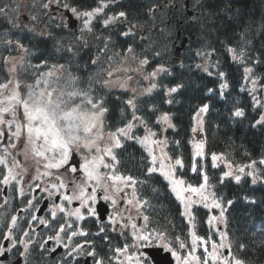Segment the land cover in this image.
<instances>
[{"label": "trees", "instance_id": "trees-1", "mask_svg": "<svg viewBox=\"0 0 264 264\" xmlns=\"http://www.w3.org/2000/svg\"><path fill=\"white\" fill-rule=\"evenodd\" d=\"M183 1L103 0L106 7L93 17L89 31L80 23L69 29L65 12L73 14L72 8L91 11L101 6V0H52L47 8L43 5L48 0H25L23 14L30 18L29 24L19 15V0H0V7L8 13L0 15V83L15 77L24 88L35 83L40 73L63 65L61 82L71 73L78 78V86L107 109L103 116L106 132H115L133 120L127 100L134 99L136 120L145 131L154 133V140L164 142L170 160H182L178 171L185 184L199 186L201 173L208 176L209 191L226 208L225 235L232 254L245 264H264V164L260 163L264 160V123H257L264 111L260 100L264 89V0H189L192 17L183 10ZM121 12L125 17H119ZM113 16L119 19L105 27L103 21ZM130 29L131 34L125 36ZM130 47L131 56L148 60V73L166 69L151 79L155 88L137 96L113 91L104 83V70L122 61ZM230 48L243 51L242 62L233 59ZM14 64L16 71L10 72ZM246 67L252 69L256 95L250 91ZM222 84L227 88L222 90ZM177 85H181L177 92L166 95ZM205 104L204 156L193 161L189 145L193 118ZM237 108L243 110L242 117L232 115ZM163 114L173 127L159 122ZM114 153L118 173L137 181L135 191L147 202L151 229L166 231L177 248L175 238L179 236L186 245L184 255L191 248L190 232L208 241L207 211L195 208L187 223L167 184L156 173H149L150 161L140 145L124 141ZM213 154L234 168L254 165L257 180L253 182L245 174L239 182L223 176V168L210 164ZM241 244L246 246L244 251ZM197 255L204 256L200 251Z\"/></svg>", "mask_w": 264, "mask_h": 264}, {"label": "snow or ice", "instance_id": "snow-or-ice-1", "mask_svg": "<svg viewBox=\"0 0 264 264\" xmlns=\"http://www.w3.org/2000/svg\"><path fill=\"white\" fill-rule=\"evenodd\" d=\"M51 2L52 0H48V4H44L43 7L47 8ZM64 6L68 7V5ZM104 7H106V4L101 0V6L91 11L78 12L76 8H72L71 11L77 18L85 17L84 27L91 31L89 25L93 17L100 14ZM13 11L16 10L13 9ZM7 14L6 9L0 7V15ZM125 15L124 12L119 13V17H125ZM119 17H108L103 21L104 26L107 27L116 22ZM32 19L35 20L36 17L33 16ZM131 27L135 28L136 25L133 24ZM123 34L125 36L131 34V29L129 32ZM4 42L7 44L12 43L11 40H5ZM17 46L23 48L19 42H17ZM127 51L132 53L133 49L130 47ZM229 52L232 54L234 60L242 62L244 56L242 50L237 53L235 49L230 48ZM21 60H23V57H21ZM5 62H8V58H5ZM93 63L95 64L96 61L94 60ZM123 63L121 61V64ZM147 63L148 60L146 58L140 60L139 67L136 69L131 67L113 68L110 65L108 69L104 70L109 78L104 83L106 85L111 83L112 78L116 77L119 72L139 71ZM62 68L63 65H60L55 72L40 73L35 83L26 85V92L21 87V82L15 77L8 79L4 83H0V126L7 129L9 140L7 148L13 150L10 152L6 149L4 156H0V165H3L8 170V174L0 182L8 184L11 180H16L17 176H20L22 180L23 174L27 173V166L31 162L37 174L32 179L44 178L50 185V188L44 187L41 189L42 191H47L49 196H52L54 194L52 190H55L59 198L67 202V205H71L73 201H79L80 206L71 211L68 210L66 205H54L51 211L53 219H56L58 210L60 213H66L69 217L74 216L77 220H83L85 217L81 211L82 208L87 209L89 216H96L98 209L95 205L98 198L110 202L113 207L116 206L119 199H124L126 204L134 206L137 212L140 213L143 204L136 200L135 189L131 194V198H127V194L125 193V188L134 186L137 181L130 176L118 174L115 166L117 157L113 151L115 148L122 146L121 137L125 139L132 138L129 133L134 125L129 122L124 127L116 129L115 132H106L103 116L107 109L93 100L87 90L80 88L77 83L78 78L72 76L71 73L61 83V77L58 72ZM9 71L15 72L16 65L14 64ZM162 71H166V69L160 67L149 74V76L154 78ZM251 72V68H245L246 74ZM220 75L223 78V73ZM52 77H55V79L53 80ZM127 79L130 80L132 77L129 75ZM253 84H255V81H253ZM121 86L123 87L124 85L122 84ZM155 87L156 85L152 84L146 91L150 92ZM179 87L181 85L169 88L166 95L171 96L172 93L178 91ZM226 88L227 84L221 85L222 90ZM221 95L223 96V91ZM127 104L133 109V119H139L135 115L136 105L134 99H128ZM207 110L208 105L205 104L199 109L196 117H194L201 127L202 117L200 114ZM232 115L234 117H242L244 112L237 108ZM159 122L167 124L168 127H173L167 114H163ZM257 123H264V116H261V119ZM193 131H196L195 127ZM153 135L154 133L149 132L148 136L142 139L137 138L138 142L148 149L149 155L152 157L151 163L154 166L159 162L161 175L169 180L173 193H175L178 200L185 204L184 214L189 217L190 222L192 214L188 211L189 205L201 202L204 203L206 208H220V220H223L225 209L221 208V204L215 199L210 203L208 202L209 193L206 191L208 188V176L201 173L204 182L199 186H185L184 180L175 179L173 170L176 166L182 168L183 162L180 159H176L173 164L170 162V159L166 160L165 157L158 158L153 153L151 145L163 142L152 140L151 137ZM4 137L5 132L0 130V140ZM194 148V158L195 156L203 155V142L195 144ZM18 156L21 157L20 160L17 159ZM212 159L216 161L218 157L213 154ZM260 163L264 164V160H261ZM213 166H216L215 163ZM228 167L231 168V165H228ZM247 167H251V165ZM16 169H21V172H16ZM156 170V167L148 169L149 173ZM192 170L193 172L196 171L195 163ZM238 170L244 172L243 167H240ZM229 175H232V173L225 172L223 174V176ZM248 175H252V173L250 172ZM235 179L239 182L240 176H236ZM221 180L223 181V177ZM17 182L19 183L20 181ZM36 187H40V185ZM98 192H102L103 195L98 197ZM121 194L124 195L122 196ZM193 197H197L198 199L194 200ZM228 203L231 204L232 201H228ZM28 204L31 206L32 200H29ZM116 214L119 215L120 213L117 212ZM32 218L36 219L37 217L33 216ZM143 219L147 222L149 217L144 215ZM15 220L16 217L13 216V223ZM216 220L215 216L209 217L210 224ZM40 223L47 226V222L44 219H41ZM110 223H117L115 217L111 216V214ZM66 227L72 228L73 225L67 222L66 224H61L56 234L50 236L49 239L59 243L61 239L60 233H65ZM131 228L135 230L133 232L135 243L131 246L126 245L124 248H116L115 252L117 256L124 255L127 261L134 262V264H150V262L151 264H156L155 260L144 251V249L153 247L162 249L165 253L169 254L175 261V264H209V261H211V264H245L244 260L232 254L230 246L228 247V256L223 255L222 250L226 247L223 242L220 244L212 243L211 251L205 247V255L203 257L198 256L196 254L198 244L204 245L206 241L195 232H190V250L186 255H181L179 250L185 249L186 245L181 241L179 236L175 238L178 243L177 248L169 241L164 230L159 228L149 230L147 223L144 225L143 230L138 228L134 223L131 224ZM100 232H105V228L101 227ZM77 235L84 236L86 233L82 230L79 232L72 231L68 239L71 240L72 237ZM221 236L223 239H227L224 234H221ZM19 243L24 245V252L20 254L21 257H24L28 251L27 245L23 240L19 241ZM44 244H47V241ZM44 244H41L42 250L55 251V248L45 249ZM129 247L135 249L134 254H129ZM245 247L244 244H241L240 250L244 251ZM82 249L83 245L77 243L67 255L71 256L73 252ZM4 251L5 249H0V255H3ZM87 255L93 257L94 264H103L102 259L96 258L97 254L94 250L87 252ZM120 264H124V261H120Z\"/></svg>", "mask_w": 264, "mask_h": 264}, {"label": "flooded vegetation", "instance_id": "flooded-vegetation-1", "mask_svg": "<svg viewBox=\"0 0 264 264\" xmlns=\"http://www.w3.org/2000/svg\"><path fill=\"white\" fill-rule=\"evenodd\" d=\"M0 130L5 132V137L0 140V156H4L6 149L10 152L13 150L7 148L9 143L7 129L0 126ZM17 159L20 160L21 157L18 156ZM15 171L21 172V169ZM7 174L8 170L0 165V181H3ZM35 175H37L35 167L29 162L27 173L23 174L22 180L20 176H17L16 180H11L8 184L0 182V249H5L3 255H0V264H94L93 257L87 255V252L93 250L97 254L96 258L102 259L103 264H120V261H124V264H134L127 261L124 255L117 256L115 249L135 243L133 240L135 230L131 228V224L134 223L143 230L147 223L148 229L151 230L149 220L146 222L143 219L144 215L149 214L146 200H140L136 194V200L143 204L140 209L142 214L138 213L134 206L126 204L124 199H119L113 207L110 202L98 198L95 206L102 202L108 210L104 220H101L98 213L96 216H89L86 208L81 209L85 217L83 220H77L74 216L69 217L58 210L56 219H53L51 211L54 205H66L71 211L80 206L79 201H73L71 205H67V202L61 200L55 190H52L54 194L49 196L47 191L41 190L44 187L50 188L47 180L44 178L33 180L32 177ZM37 185L40 187H36ZM134 189L135 186L125 188L127 198H131ZM102 195V192H98V197ZM29 200H32L31 206L28 204ZM117 212L120 214L117 215ZM110 214L115 217L117 223H110ZM13 216L16 217L14 223ZM33 216L37 218L33 219ZM41 219L47 222V226L40 223ZM66 222L71 223L73 227H66V232L60 233V242L50 240L49 237L54 236L59 226ZM101 227L105 228V232H100ZM81 230L86 235H77L71 240L68 239L72 231ZM21 240L28 248L24 257L20 255L24 252V245L19 243ZM45 241L47 244H44ZM77 243L83 245V249L68 256L67 253ZM41 244H44L45 249L55 248V251H44L41 249ZM134 252L135 249L129 247V254Z\"/></svg>", "mask_w": 264, "mask_h": 264}, {"label": "rangeland", "instance_id": "rangeland-1", "mask_svg": "<svg viewBox=\"0 0 264 264\" xmlns=\"http://www.w3.org/2000/svg\"><path fill=\"white\" fill-rule=\"evenodd\" d=\"M19 15L23 17V21L26 23V24H29L30 22V18L26 17L24 14H23V10H24V2L25 0H19ZM26 5V3H25ZM74 18L77 20V24L80 23L81 24V27L83 29H86L84 27V20L86 19L85 17H80V18H77L76 15H74ZM122 61L124 62L123 64H121V61L112 65L113 68H117V67H131L133 69H136L139 67V59H136L134 58L133 56L130 55V53H128L123 59ZM147 65V64H146ZM144 65L142 69H140L139 71H131V72H128V73H124V72H119L117 73V76L116 77H113L112 78V82L107 84L108 88L113 90V91H120V92H130L132 93L134 96H137V95H140V94H144L148 91H146L147 89H149L151 87V77L149 76V74H151L152 72H147V66ZM52 71H57V70H52ZM156 71V70H155ZM49 72V71H48ZM47 72V73H48ZM154 72V71H153ZM63 72L61 70H59L58 74L60 75V77L62 78L63 77ZM106 75V80H108V76H107V73H105ZM131 76L132 79H127V76ZM158 75V74H157ZM156 75V76H157ZM247 78L249 79V82H250V91L256 95V86L255 84H253V81H255L253 79V76H252V72L251 73H248L247 74ZM118 77V78H117ZM145 77H149V78H145ZM52 79L54 80L55 77H52ZM62 83V82H61ZM124 85L123 87L121 85ZM24 88H26V86H24ZM23 88V89H24ZM27 91V88L25 90V92ZM262 98L260 99L261 100V104L263 105L264 104V89H263V94L261 96ZM197 114V113H196ZM196 114L194 117H196ZM203 114L204 113H201V117L203 119ZM263 116H264V111H263ZM131 123L134 125L131 130H130V137H132L133 133H134V130H136L138 127H140V122H137L136 119H133L131 121ZM104 124V123H103ZM193 127L196 128V131H192V142L190 143V148H191V154H192V158H194V152H195V148H194V145L197 144V143H200L202 142L201 139H202V127L201 125L198 123L197 119H194L193 120V124H192V129ZM147 133V132H146ZM149 133L145 134L140 137L141 139L144 138L145 136H148ZM152 140H154L153 136L151 137ZM122 140H130V139H125L123 137H121V143H122ZM156 141H160V140H156ZM162 141V140H161ZM163 142V141H162ZM140 146H142L143 149H145L147 151V154L149 156V160L151 162L152 160V157L149 155V151L148 149L142 145L140 143ZM151 148L153 150V153L158 157H165L166 160H169V158L167 157L166 153H165V150H164V142L163 143H160V144H152L151 145ZM213 161V159H212ZM171 163L174 164V162H172L170 160ZM213 163L220 165L221 168L224 169L225 172H231L232 175H229V176H225V177H229V178H232L233 180H236L235 177L236 176H243L244 174L249 176L250 178H252V180H256V175L255 173L257 172H254V168L253 167H247V168H244V172H240L238 169L240 167H237V168H234V167H231L229 168L228 165L223 161V160H220V158L218 157V159L216 161H213ZM151 167H156L157 170L154 171L153 173H156L157 175L161 176L162 179L168 184V187L170 189V191L172 192L173 196L177 199L175 193H173L172 191V186L169 182L168 179H165V177L163 175H161L160 173V170H159V162H157V164L154 166L152 163H151ZM175 169V168H174ZM174 171V170H173ZM252 173V175H248V173ZM175 179H177L176 175L174 176ZM204 182V181H203ZM202 182V183H203ZM185 186H187L185 184ZM208 193H209V203L214 199L212 193L209 191V189L207 188L206 190ZM194 200H197L198 198L197 197H193ZM216 200V199H215ZM177 201L180 203L181 207H182V212H183V216L184 218L189 221V217L187 215H185V204L182 203L180 200L177 199ZM217 201V200H216ZM218 202V201H217ZM198 207H202L204 208L206 211H207V221H206V227L209 231V234L210 236L212 235L213 237V240H211L210 242H207L205 243L204 245H199L197 246V253L200 251V253H203V255H205V252H204V249L205 247H207L209 249V251H211V244L212 243H216V244H220L221 242H223L226 247L225 249H228V246L226 244V239H223L221 234H224L225 235V221H226V218H225V212H224V217H223V220H220V211L221 209L220 208H206L204 206V203L201 202V203H193V204H190L189 207H188V211L189 212H192V208H198ZM221 208L222 205H221ZM212 216H215L217 218L216 221H213L211 224L209 223V217H212ZM225 249L222 250V254L223 252L225 251ZM196 253V254H197ZM228 256V255H227ZM230 259V257H229ZM211 262V261H209Z\"/></svg>", "mask_w": 264, "mask_h": 264}, {"label": "water", "instance_id": "water-1", "mask_svg": "<svg viewBox=\"0 0 264 264\" xmlns=\"http://www.w3.org/2000/svg\"><path fill=\"white\" fill-rule=\"evenodd\" d=\"M187 6V2H186ZM65 15L68 19V28L73 29L76 27V20L72 17L69 11L65 12ZM98 213L102 216L106 213V209L103 204L97 206ZM146 252L155 260L156 264H172V259L169 254H163L161 249H149Z\"/></svg>", "mask_w": 264, "mask_h": 264}]
</instances>
